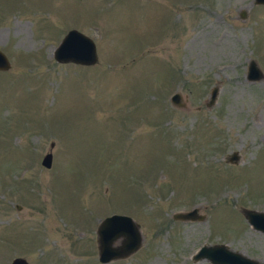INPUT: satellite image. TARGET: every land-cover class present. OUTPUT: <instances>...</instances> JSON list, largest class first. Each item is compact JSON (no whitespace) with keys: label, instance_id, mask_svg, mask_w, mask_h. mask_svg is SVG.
<instances>
[{"label":"rangeland","instance_id":"obj_1","mask_svg":"<svg viewBox=\"0 0 264 264\" xmlns=\"http://www.w3.org/2000/svg\"><path fill=\"white\" fill-rule=\"evenodd\" d=\"M70 28L94 64L53 58ZM0 50V264H211L191 258L203 243L264 264L238 209L264 210V78L246 76L250 59L264 74V3L0 0ZM191 207L204 217L171 218ZM112 213L141 245L101 263L94 230Z\"/></svg>","mask_w":264,"mask_h":264},{"label":"water","instance_id":"obj_2","mask_svg":"<svg viewBox=\"0 0 264 264\" xmlns=\"http://www.w3.org/2000/svg\"><path fill=\"white\" fill-rule=\"evenodd\" d=\"M254 3H264V0H253ZM244 13L240 14V18ZM53 58L58 62H73L80 65H91L97 61L95 45L93 40L81 31L70 28L52 50ZM9 67L6 55L0 50V70ZM246 76L250 80L264 78V74L253 59L247 63ZM217 87H211L206 106L213 103ZM169 102L177 108L187 109V95L179 91L169 96ZM53 145L49 143V147ZM235 151L227 154L225 160L228 162L237 161ZM41 165L49 167L51 164L50 150L43 154ZM19 208V205H15ZM247 223L254 229L264 232V210H256L247 207H239ZM197 207L188 210H177L171 213V218L178 220H200L203 214L197 213ZM97 260L101 263L112 259L125 257L139 248L141 235L139 224L127 214L112 213L101 218L94 230ZM192 259L206 258L211 264H259L257 259L250 258L245 254L232 250L225 243L201 244L191 255ZM10 264H28L22 256H14Z\"/></svg>","mask_w":264,"mask_h":264}]
</instances>
